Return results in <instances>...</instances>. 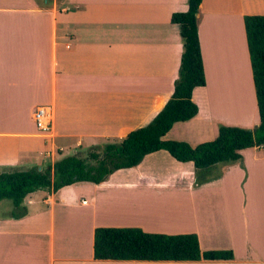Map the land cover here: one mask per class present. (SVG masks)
Instances as JSON below:
<instances>
[{
	"label": "crops",
	"instance_id": "obj_1",
	"mask_svg": "<svg viewBox=\"0 0 264 264\" xmlns=\"http://www.w3.org/2000/svg\"><path fill=\"white\" fill-rule=\"evenodd\" d=\"M188 0H0V172L45 167L118 142L145 126L171 96L183 43L174 12ZM264 0H202L197 13L205 85L198 112L163 136L195 146L220 123H259L243 17ZM49 105L44 133L32 112ZM197 171L157 150L104 181L0 200V264H264V146ZM20 215L17 217L16 215ZM196 233L202 251L232 259H96V227Z\"/></svg>",
	"mask_w": 264,
	"mask_h": 264
},
{
	"label": "trees",
	"instance_id": "obj_2",
	"mask_svg": "<svg viewBox=\"0 0 264 264\" xmlns=\"http://www.w3.org/2000/svg\"><path fill=\"white\" fill-rule=\"evenodd\" d=\"M201 3L202 0H188L185 11L171 15V22L180 26L183 43L178 77L171 96L148 124L130 131L118 142L80 150L52 165L1 171L0 200H10L17 210L24 197L33 191L56 192L63 186L84 181L98 184L118 169L138 165L145 155L157 150L167 151L177 161L192 162L197 172L217 163L239 161L244 148L264 146V14L243 17L258 125L248 129L221 124L214 139L195 146L186 141L163 139L175 122L186 121L198 112L192 91L206 82L197 24ZM93 256L96 259L187 261L227 260L233 258V253L224 249L202 251L193 232L167 234L129 226L96 227Z\"/></svg>",
	"mask_w": 264,
	"mask_h": 264
},
{
	"label": "built area",
	"instance_id": "obj_3",
	"mask_svg": "<svg viewBox=\"0 0 264 264\" xmlns=\"http://www.w3.org/2000/svg\"><path fill=\"white\" fill-rule=\"evenodd\" d=\"M32 118L36 128L39 131L46 133L52 128L54 112L49 105H39L34 108Z\"/></svg>",
	"mask_w": 264,
	"mask_h": 264
},
{
	"label": "rangeland",
	"instance_id": "obj_4",
	"mask_svg": "<svg viewBox=\"0 0 264 264\" xmlns=\"http://www.w3.org/2000/svg\"><path fill=\"white\" fill-rule=\"evenodd\" d=\"M221 124H223V125H227V124H224V123H220V125H221ZM240 127L248 128V129H252V128H253L252 126H240ZM72 150H73V149L68 148V149H66V150L62 153V155H63V156H64V155H72V154H73V153H72ZM3 204H10V205H11V201L8 200V199H4V200H3Z\"/></svg>",
	"mask_w": 264,
	"mask_h": 264
}]
</instances>
